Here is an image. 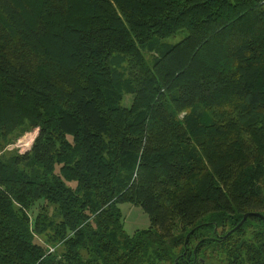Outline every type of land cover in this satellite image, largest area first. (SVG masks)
Masks as SVG:
<instances>
[{
	"label": "trees",
	"instance_id": "trees-1",
	"mask_svg": "<svg viewBox=\"0 0 264 264\" xmlns=\"http://www.w3.org/2000/svg\"><path fill=\"white\" fill-rule=\"evenodd\" d=\"M0 264H264V0H0Z\"/></svg>",
	"mask_w": 264,
	"mask_h": 264
},
{
	"label": "rangeland",
	"instance_id": "rangeland-1",
	"mask_svg": "<svg viewBox=\"0 0 264 264\" xmlns=\"http://www.w3.org/2000/svg\"><path fill=\"white\" fill-rule=\"evenodd\" d=\"M179 38H177L176 41H178ZM24 137V136H23ZM19 138L16 140L13 144L7 147L8 150H17L20 152V150L14 148L17 145V142L23 139ZM24 143L21 142V145L18 144V147L21 149H25V147H22ZM121 214H122V220H123V229L127 236H132L133 233L136 231L146 230L149 227V220L148 217L142 212V210L139 207H134L129 204H124L119 207Z\"/></svg>",
	"mask_w": 264,
	"mask_h": 264
},
{
	"label": "built area",
	"instance_id": "built-area-1",
	"mask_svg": "<svg viewBox=\"0 0 264 264\" xmlns=\"http://www.w3.org/2000/svg\"><path fill=\"white\" fill-rule=\"evenodd\" d=\"M35 136H36V131L33 133L26 134L21 141L19 140L17 142V145L14 148L20 150L21 154L28 152L31 148ZM21 142L24 143L22 147H25V149H21L18 147V144L21 145Z\"/></svg>",
	"mask_w": 264,
	"mask_h": 264
},
{
	"label": "water",
	"instance_id": "water-1",
	"mask_svg": "<svg viewBox=\"0 0 264 264\" xmlns=\"http://www.w3.org/2000/svg\"><path fill=\"white\" fill-rule=\"evenodd\" d=\"M249 217H257V218H261V216L259 214H246L242 217V220L240 221V223L238 224V226L233 229V231H236L238 228H240L242 226V224L244 223V221L249 218ZM231 231V232H233ZM230 233H227L226 236H228Z\"/></svg>",
	"mask_w": 264,
	"mask_h": 264
}]
</instances>
